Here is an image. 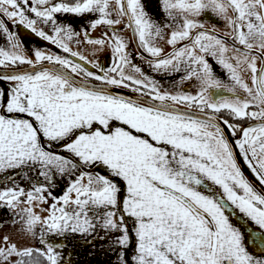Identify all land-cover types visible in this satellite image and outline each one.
<instances>
[{
    "label": "snow or ice",
    "instance_id": "6c2138e0",
    "mask_svg": "<svg viewBox=\"0 0 264 264\" xmlns=\"http://www.w3.org/2000/svg\"><path fill=\"white\" fill-rule=\"evenodd\" d=\"M162 4L171 20L177 13L182 21L167 40L173 51L166 55L154 46L161 27L143 0H0V17L83 61L40 50L34 61L26 58L22 39L0 19V36L9 46L0 47V69H32L0 71V173L35 171L43 178L32 184L29 175V190L14 181L0 190V207L16 212L22 234L35 236L42 226L41 248L0 237V264H79L78 247L87 256L114 253L115 264H264V191L246 178L228 138L241 133L235 147L264 186V0ZM207 13L225 21L230 44L214 33L194 32L204 26L195 18ZM56 14H98L91 27L106 25L111 35L89 39L85 33V42L107 44L110 66L73 52L69 42L76 33ZM124 18L152 58L150 67L195 78L196 94L162 92L133 64L117 35ZM38 23L50 24L51 34ZM182 41L187 43L176 48ZM213 61L231 84L215 75ZM242 72L250 74L251 86ZM88 79L149 99L82 82ZM246 120L259 123L239 128L232 122ZM57 176L68 178L60 196L52 194ZM34 204H48L47 215H37Z\"/></svg>",
    "mask_w": 264,
    "mask_h": 264
},
{
    "label": "flooded vegetation",
    "instance_id": "af4514ba",
    "mask_svg": "<svg viewBox=\"0 0 264 264\" xmlns=\"http://www.w3.org/2000/svg\"><path fill=\"white\" fill-rule=\"evenodd\" d=\"M55 2H60V0H55ZM143 2L147 5V11L151 14L155 22L158 23L161 27L162 34L160 37L155 39L157 42L154 41V45L159 46V44H161L160 48L163 50L162 55L171 53L173 51V46L168 45L167 40L170 38L171 32L173 30H176V26L182 23V21L179 19V15L177 13H174V15H177L178 18L176 21L171 20L168 17L167 13L163 11L162 0H143ZM110 8L113 12V18H116L115 4L114 3L111 4ZM29 15L31 16V14ZM56 18L58 23L60 24L72 25L76 33V35L74 36L75 48H73V52H77L79 55L84 56L88 61L97 63L99 65H103L105 67L110 66L112 52L111 49L107 46V44H105V46L101 48L99 46L88 44L85 42V33H87L89 39H103L105 32H108L109 35H111V30L108 29V26L106 25H97V27L95 28L91 27V22L99 18L98 14H85L82 17H75L71 14H56ZM0 19H2L7 24V26L13 33H16L22 39L23 45L25 44L24 46H26L27 48L34 47L35 49H39V47H41L43 50L48 49L50 51V54L54 53L56 55H57L56 53L57 51L58 55L62 57L66 56L69 59H73L74 61L83 64V61H79L75 57L68 56V54L56 48L55 45L36 37L32 32L25 29L22 25H17L13 20H9L4 17H0ZM195 19L202 20L204 26L202 29L194 30V32L206 31V32L214 33L215 35L225 39L226 42H228L229 44L231 43V37L226 35V33L229 30L226 26L225 21L214 16L212 13H207V18L205 16H201V17H196ZM127 22H128L127 19L124 18L122 20V24L117 25L116 28L118 29L117 35H119L128 45V47L126 48V52L132 58L133 64L140 67L144 75L148 76L150 79L155 81L158 88L162 92H167L173 95L180 93L196 94V92L198 91V81H196L195 78L191 80H182V77L184 76L183 71L179 73L174 71H163V70L154 71L150 67V65L148 64V60L152 58L149 57L147 53L144 52L143 49L138 47V40L135 37L133 31L131 29L124 27V25H126ZM37 27L42 28L46 33L51 34L52 26L50 24L44 25L42 23H38ZM185 43H187V41H182L178 43L175 47L176 48L182 47ZM141 55H143L145 59H141L140 58ZM209 60L211 61L210 57ZM213 64H214L215 75L218 78H220L224 82V84L226 85L231 84V81L228 79V74L226 73V71L220 65L215 64L214 61ZM26 65L27 64L19 65L17 68H22L23 66ZM84 66L92 72H97V69L92 68L90 64H86ZM257 67H260L259 62L257 64ZM126 73L133 74L128 72L127 70ZM241 75L243 79L249 83V86H251L250 74L242 72ZM84 82H87L88 84L91 83V84L99 85V82L91 79H88ZM126 90L132 92L130 89H126ZM219 94L230 95L227 91H222ZM236 94L240 96L244 95V93L239 89L236 90ZM172 107L175 108L177 107L180 109H184L185 111H190L189 109L181 105H172ZM232 122L236 123L239 128H244L259 123V121H252V120L232 121ZM228 138L233 146L234 155L237 158V162L241 167V170L245 174L246 170H250V169H248L242 156L239 154V149L235 147V141L241 138V133L237 131L235 136H231V134L229 133ZM61 187H67V185L63 184ZM30 188L31 187L28 186L25 189L29 190ZM256 189L258 191L257 187ZM63 191L64 189L53 191L52 194L54 196H60L62 195ZM49 203H51V201H49Z\"/></svg>",
    "mask_w": 264,
    "mask_h": 264
},
{
    "label": "water",
    "instance_id": "95a60500",
    "mask_svg": "<svg viewBox=\"0 0 264 264\" xmlns=\"http://www.w3.org/2000/svg\"><path fill=\"white\" fill-rule=\"evenodd\" d=\"M45 66L51 67L50 65H47V62L44 63ZM32 71L31 67L29 65L23 66L22 68H15V69H0V71H5V72H12V71ZM77 79H79L77 77ZM84 82V81H82ZM90 85L93 86H104V85H97V84H91ZM4 87H10V85H8L7 83L4 84ZM104 87H109V86H104ZM109 91L113 92L114 94H118V95H125L137 100H148L149 98L147 97H143L140 96L134 92H130L124 88H112L109 87ZM177 108V107H176ZM180 111H185L184 109H180L178 108ZM100 173H103L104 170L101 168L99 170ZM29 175L31 176V183L35 184L38 181L40 183H43V178L38 177L36 175L35 171H32L30 173L28 172H24L21 171L18 174L17 173H0V190L9 186L10 184H12V186H14L13 181L16 185H20L21 187L27 188L28 186L31 187L28 177ZM245 176L247 177V179H249V182L252 183L255 187L258 188V191H264V186L259 185L258 181H256L254 175L252 174L251 170H246ZM56 181H57V186L53 187V188H59L61 187L63 184H66L67 181H62L60 182V177L57 176L56 177ZM10 188V187H7ZM52 188V189H53ZM46 240L49 239L48 236L44 237ZM40 245V247H42V245L40 243H38ZM76 251L79 253L78 256L74 257V259H76L79 264H115V254H110V255H105L102 252L97 253L95 256H87L84 254L83 250L80 249L79 247L76 249ZM129 254H131V250H129Z\"/></svg>",
    "mask_w": 264,
    "mask_h": 264
},
{
    "label": "rangeland",
    "instance_id": "374dc122",
    "mask_svg": "<svg viewBox=\"0 0 264 264\" xmlns=\"http://www.w3.org/2000/svg\"><path fill=\"white\" fill-rule=\"evenodd\" d=\"M154 41L157 42L156 40H154ZM24 45H23L22 54L26 58L32 59L33 61H34V52L36 50H40L44 54H50V51L48 49L43 50L41 47H39V49H35L34 47L33 48H31V47L27 48ZM154 46H156V45H154ZM160 46H161V44H159V46H156V47L160 48ZM0 47H5V48L9 47L7 44L6 38L4 36H0ZM69 47L72 51H73V48H75L74 38L72 41L69 42ZM56 53L58 55L57 51H56ZM137 78H140V77L137 75ZM7 187H13V186H12V184H10ZM7 187H5V188H7ZM58 190H60V188H53L52 192L58 191ZM25 207H27V205H25V204L20 205V209H23ZM46 208H48V204H34L33 205L34 212L37 215H40L42 218L47 215V213L43 211V209H46ZM20 209H18V211ZM1 217H0V237L9 236L11 238V241L17 243L18 245H27V246H30L33 248H39L38 243H40V236H41L40 229L42 227L41 225L36 226V229H35L36 235L35 236H33L30 233L29 234H22L21 233L22 222H17L18 217L16 215V212H14L10 209L8 214L1 216Z\"/></svg>",
    "mask_w": 264,
    "mask_h": 264
},
{
    "label": "bare ground",
    "instance_id": "6f19581e",
    "mask_svg": "<svg viewBox=\"0 0 264 264\" xmlns=\"http://www.w3.org/2000/svg\"><path fill=\"white\" fill-rule=\"evenodd\" d=\"M7 69H11V68H7ZM66 155H67V154H66ZM67 180H68L67 177H64L63 179L60 178V182H59V183H61L62 181H67ZM65 185H67V183H66ZM65 188H66V187H61L60 190H61V189H64V190H65ZM9 210H10V209H8L7 207H0V217H1V216H4V215H6V214H8V213H9ZM1 218H2V217H1ZM38 245H39V244H38ZM39 248H41L40 245H39Z\"/></svg>",
    "mask_w": 264,
    "mask_h": 264
}]
</instances>
